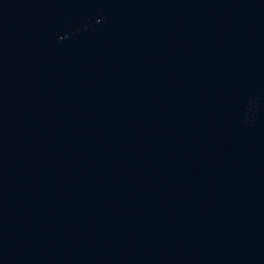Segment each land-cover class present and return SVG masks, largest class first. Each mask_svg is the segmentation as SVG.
Here are the masks:
<instances>
[{"label": "water", "instance_id": "95a60500", "mask_svg": "<svg viewBox=\"0 0 264 264\" xmlns=\"http://www.w3.org/2000/svg\"><path fill=\"white\" fill-rule=\"evenodd\" d=\"M0 264H264V0H0Z\"/></svg>", "mask_w": 264, "mask_h": 264}]
</instances>
